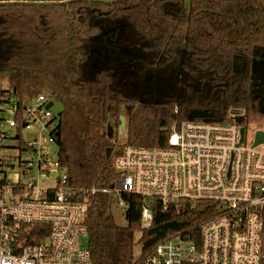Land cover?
<instances>
[{"label":"trees","instance_id":"1","mask_svg":"<svg viewBox=\"0 0 264 264\" xmlns=\"http://www.w3.org/2000/svg\"><path fill=\"white\" fill-rule=\"evenodd\" d=\"M105 36L120 52L105 46ZM262 62L264 0L0 4L6 92L20 101L47 92L60 105L59 161L72 186L98 190L84 218L93 264H139L136 247L145 255L216 213L215 202L181 201L155 210L152 225L142 228L141 197L121 193L127 205L121 226L109 211L113 195L100 190L115 186V159L125 145L167 147L173 125L231 122L234 108L244 110L237 117L242 127L264 122ZM122 115L127 125L119 143L108 128L113 120L119 136Z\"/></svg>","mask_w":264,"mask_h":264},{"label":"built area","instance_id":"2","mask_svg":"<svg viewBox=\"0 0 264 264\" xmlns=\"http://www.w3.org/2000/svg\"><path fill=\"white\" fill-rule=\"evenodd\" d=\"M54 104L48 107L49 102ZM57 104L46 93L0 96V264H93L84 224L97 188L74 187L58 158ZM231 122L183 121L167 147L125 145L116 184L101 192L142 199V228L170 204H216V213L140 252L139 264H264V144ZM11 174H15L14 178Z\"/></svg>","mask_w":264,"mask_h":264},{"label":"rangeland","instance_id":"3","mask_svg":"<svg viewBox=\"0 0 264 264\" xmlns=\"http://www.w3.org/2000/svg\"><path fill=\"white\" fill-rule=\"evenodd\" d=\"M257 60L261 62L263 61V57L258 56ZM257 70L259 71L258 75L263 78L264 77V62L257 65ZM8 88H9V74L7 71H0V96H6V90ZM126 125H127V119L125 118L124 127L121 128V125H120L119 127L120 132L118 136L116 135V131H117L116 124L113 120H111L109 128H108L109 137L113 140H115V138L117 137L116 139H118V142L123 143L125 141ZM256 130H264V122H261L260 119L253 120L248 125L247 132H246V138H247L248 143L254 141V135H255ZM15 176H16L15 174H11L12 178H14ZM109 211L114 216V219L118 225L125 226L127 224V221L125 218V211L119 208L116 196H112L111 202L109 204ZM140 252H141V247L140 246L136 247L135 248L136 258L139 256Z\"/></svg>","mask_w":264,"mask_h":264},{"label":"water","instance_id":"4","mask_svg":"<svg viewBox=\"0 0 264 264\" xmlns=\"http://www.w3.org/2000/svg\"><path fill=\"white\" fill-rule=\"evenodd\" d=\"M73 1H80V0H64V1H48V2H44V1H4V2H0V4H6V5H10V4H26V5H57V4H68L70 2H73ZM83 1H93V0H83ZM95 1H101V2H114V1H118V0H95ZM118 24L117 23H114L113 24V27H116ZM117 36H118V29L113 37V41H116L117 39ZM106 38L107 36L104 37V43L106 42ZM112 49L116 50L117 52H120V49L117 47V46H111ZM123 57L125 58V60L127 62H129L128 59H126V57L123 55ZM54 103L51 101L48 103V107H51ZM122 109H124V105L122 106ZM60 105H56L54 108H53V111H54V114L56 116H58L60 114ZM231 113L237 117H240L244 114V110L243 109H240V108H234L231 110ZM124 124H125V116L122 115L121 116V128L124 127ZM245 130L246 128L245 127H242L241 128V141L244 140V134H245ZM261 144H264V130H256L255 132V135H254V143H253V146H258V145H261ZM59 149V146H55L54 147V150L55 151H58Z\"/></svg>","mask_w":264,"mask_h":264},{"label":"flooded vegetation","instance_id":"5","mask_svg":"<svg viewBox=\"0 0 264 264\" xmlns=\"http://www.w3.org/2000/svg\"><path fill=\"white\" fill-rule=\"evenodd\" d=\"M114 28H116V27H114ZM108 40H109V36L106 38L105 46L108 47V48H111V46H114V45L111 44V43H108ZM127 63H129V62H127Z\"/></svg>","mask_w":264,"mask_h":264}]
</instances>
